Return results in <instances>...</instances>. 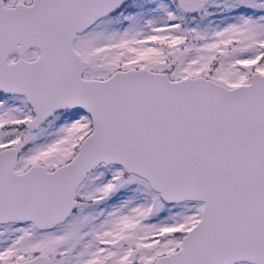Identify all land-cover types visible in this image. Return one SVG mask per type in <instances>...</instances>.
<instances>
[{"label":"snow or ice","instance_id":"1","mask_svg":"<svg viewBox=\"0 0 264 264\" xmlns=\"http://www.w3.org/2000/svg\"><path fill=\"white\" fill-rule=\"evenodd\" d=\"M0 264H264V0H0Z\"/></svg>","mask_w":264,"mask_h":264}]
</instances>
